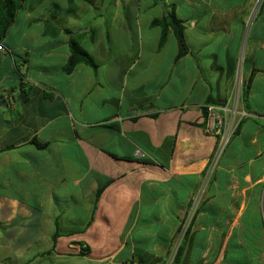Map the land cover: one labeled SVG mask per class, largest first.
<instances>
[{
	"label": "crops",
	"instance_id": "obj_1",
	"mask_svg": "<svg viewBox=\"0 0 264 264\" xmlns=\"http://www.w3.org/2000/svg\"><path fill=\"white\" fill-rule=\"evenodd\" d=\"M255 10L27 0L0 61V264H264V0ZM172 12L179 59L153 25ZM69 33L96 71L65 72ZM214 36L224 54L207 65ZM241 70L249 110L210 173L205 107L232 101Z\"/></svg>",
	"mask_w": 264,
	"mask_h": 264
},
{
	"label": "trees",
	"instance_id": "obj_2",
	"mask_svg": "<svg viewBox=\"0 0 264 264\" xmlns=\"http://www.w3.org/2000/svg\"><path fill=\"white\" fill-rule=\"evenodd\" d=\"M27 0H0V42L7 37L10 28L14 25L17 15L23 12L26 9ZM153 25L160 27L162 30L160 47H163L167 41L169 30L172 29L176 36V39L179 44V58L184 57L188 48L185 41V27L180 19L176 16L175 12H172L165 16L162 19H157L153 22ZM70 34L69 46H70V57L65 66V72L67 74L72 73L76 67L80 64H85L92 68L93 70L98 69V65L94 58L87 52L80 43V35ZM251 94V79L248 83H243L242 86V96H243V105L246 110H249V98ZM208 104H214L210 101ZM206 110V108H205ZM207 114V112H206ZM240 125L237 128L239 130ZM236 131V132H237ZM39 147L44 148V145H39ZM101 189L98 192L97 199L100 198L102 194ZM182 247L179 248L177 258L182 255Z\"/></svg>",
	"mask_w": 264,
	"mask_h": 264
},
{
	"label": "built area",
	"instance_id": "obj_3",
	"mask_svg": "<svg viewBox=\"0 0 264 264\" xmlns=\"http://www.w3.org/2000/svg\"><path fill=\"white\" fill-rule=\"evenodd\" d=\"M10 53V49L4 42H0V61L1 58ZM243 104L242 88L236 90L232 101L227 104H208L206 105L207 125L206 131L210 134L219 136V143L212 159L210 173L213 172L216 164L222 157L225 149L229 145L232 137L238 128V120L242 117L240 110ZM191 218V217H190ZM193 218V216H192ZM129 264V263H112Z\"/></svg>",
	"mask_w": 264,
	"mask_h": 264
},
{
	"label": "rangeland",
	"instance_id": "obj_4",
	"mask_svg": "<svg viewBox=\"0 0 264 264\" xmlns=\"http://www.w3.org/2000/svg\"><path fill=\"white\" fill-rule=\"evenodd\" d=\"M213 1L215 2V4L218 3V5H221V3H222L224 5L233 6L234 4L235 5H238V4L240 5V4L244 3L245 0H213ZM250 1H252V15H254L255 11H256L255 9L259 6V3L262 0H248L249 3H250ZM219 2H221V3H219ZM214 8L217 9L218 6L214 5ZM248 10H249V8H248ZM90 16H91V14H90ZM251 29H252V25H251ZM219 41H220V39L217 38L216 36H214L213 39H211V41L208 42L207 46L203 50L201 56H202V59L206 62L207 65H209L210 60H211L212 56H214V54H218V55L220 53L222 55L224 54L223 45L221 43L222 41H220V42ZM225 41H227L228 43L231 42L230 40L229 41L225 40ZM236 44H237V41L231 42L230 43V48L232 50H234ZM219 74H220L219 72L213 71V78H214L213 81L215 83H216V79L219 76ZM239 74H240L239 75V82H238V86H237L236 90H238V89L241 90L242 84H243L242 78H241L242 77V70L240 71ZM217 93H218V90H217V85H216V86H214V95H216ZM240 110H241V112H243V104L241 105Z\"/></svg>",
	"mask_w": 264,
	"mask_h": 264
}]
</instances>
